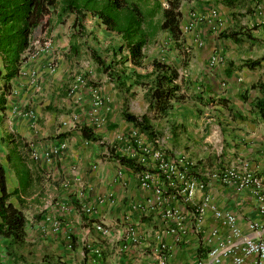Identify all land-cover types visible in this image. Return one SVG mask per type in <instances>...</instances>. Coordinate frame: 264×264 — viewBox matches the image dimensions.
<instances>
[{
	"label": "crops",
	"instance_id": "obj_1",
	"mask_svg": "<svg viewBox=\"0 0 264 264\" xmlns=\"http://www.w3.org/2000/svg\"><path fill=\"white\" fill-rule=\"evenodd\" d=\"M166 1L164 0L165 4ZM220 1L197 0L194 6L200 11L199 14L204 13L206 16L214 10L217 15L215 20L222 22L224 31L239 32L236 40L219 38L214 41L213 32L209 34L198 27L195 37L205 39L208 47L209 43L218 45L219 41H225V48H219V53L225 56V63L212 70L205 67L203 73L200 62L203 61L204 52L209 53L211 50L215 54V49L211 47L207 50L204 46L200 53L192 52V56L196 60L199 57L197 64L201 70L197 81L202 89L197 101L215 109V116L212 113L210 115L213 120L211 127L214 128L215 134H219L223 145L216 154L213 152V146L206 143L210 149L203 147L200 150H192L193 154L190 150L186 151L185 155L198 175L208 170H219L224 165L243 167L259 177L264 191V120L250 107L255 101L264 105V13L258 15L254 12V7L262 0H233L232 5L228 6ZM183 18L182 16L181 23ZM213 21V18L209 21L211 30V26L215 24ZM215 28L217 29L216 26ZM182 38L179 52L188 58V50L183 49V33ZM40 58L39 55L27 58L20 70L22 74L11 80V95L7 98L6 108L0 120V163L5 172L6 188L8 192L13 193L10 202L19 207L26 218L25 243L17 252L19 258L14 260L9 256L6 250L8 240L1 239L0 264H37V236L42 239L44 228L47 235L44 237L49 243L47 246L53 249L50 256H53V259L58 258L57 260L64 264H158L151 249L155 245V234L163 229L161 219L157 213L146 215L138 210H131L130 204L140 202L143 194L126 170L122 171L119 181L115 179V172L123 167H119L112 160L101 159L103 148L94 145L85 147L81 144L77 132H65L60 128V122L66 120L68 115L76 113L79 118L86 115L82 110L84 101L76 105L74 99L45 96L42 91L46 86V75H41L43 69L37 72L40 68L37 65ZM256 59H260V62L255 69L241 66L244 62ZM1 69L0 61V71ZM226 71L229 75H225ZM12 108H16V111ZM21 113L31 114L32 118L21 116ZM104 122L114 123V117L109 115L105 117ZM206 123L207 121H197L194 131L201 132ZM177 127L179 130L183 128ZM46 132L57 136L65 135L62 139L67 143L65 151L60 156L53 157L54 161L49 166L42 160H32L30 155L31 150H40L42 145H53L57 140H61L56 138L47 143H38L37 139L45 137ZM95 135L101 140L109 137L103 128H99ZM198 135L202 136L201 133ZM99 154L100 159L97 157ZM93 161L97 162L94 170L90 169ZM48 170L49 184L43 180L48 177ZM60 181L69 184V190L62 195V200L70 196L71 200L93 202L98 197L110 194L113 201L98 205L95 212L87 215L79 212V206H75V210L70 208L71 211L63 215L56 210L55 214L63 216L65 222H60L58 234L50 235L47 232L48 226L43 222L37 224L35 220L37 195L40 197L42 188L49 186L47 196L58 198L61 194L55 192V189ZM205 193L218 209L235 218L236 226L243 235L256 238L264 234V220L257 213L256 200L249 189L236 191L233 186L210 182ZM202 195V192H197L196 200ZM249 222L259 224L257 232L247 229ZM94 223L104 227L107 234L102 236L96 231ZM187 224L190 227V223ZM214 227L220 228L211 213L206 212L201 222L203 231L195 234L189 229L185 243L176 245L172 237L163 235V241L172 246L168 264H196L197 260L204 258L209 247L205 242V234ZM130 236L134 242L129 240ZM67 237L70 239L67 240ZM93 248L101 250L100 257L94 262L91 255ZM40 257H43L41 264L50 262L49 257ZM243 264H250V260H245Z\"/></svg>",
	"mask_w": 264,
	"mask_h": 264
},
{
	"label": "rangeland",
	"instance_id": "obj_2",
	"mask_svg": "<svg viewBox=\"0 0 264 264\" xmlns=\"http://www.w3.org/2000/svg\"><path fill=\"white\" fill-rule=\"evenodd\" d=\"M159 1L162 6L165 4L164 0ZM194 3H197V0H179L181 14L184 17V21L181 23V31L185 38L183 49L188 50V58L183 53L179 52L181 48L177 50L176 47L173 46L172 41L167 39L165 33L158 32L154 37L153 42L143 48L142 67L133 68L135 72L139 74L148 73L151 70L149 66L150 61L155 58L167 63L177 70L180 77L178 84L180 86L181 94L184 96V100L181 103H174L166 115L162 117H154L151 112H147V103L143 99L142 91L140 89L132 87L128 92L119 91L116 89L114 83L109 81L108 77L90 60L88 48L96 51L101 58H105L106 61H109L112 56L111 52L114 50L116 51L120 41L118 37L105 31L103 26H101L97 20L88 16L82 23L83 35L76 36V39H71L70 36L72 32L80 33V26H76L74 29L75 31L70 29L72 17H67L64 23H59L56 20L55 15H51V23L48 33L45 35V33L37 31V34H35L34 40H37V49L42 46L45 41H48L50 44L46 51L38 53L41 58L40 62L37 64L40 67L37 69V72L43 69L41 75L45 74L47 80L42 93H45V96L52 98L55 97L56 99L60 97H65L69 100L74 99L71 95H68V91L76 86L77 79H80L82 85L76 86L74 95L80 99V102L84 101L82 110L83 112H87L89 103L88 99L90 98L87 90L91 88L96 89L104 100L107 108L105 117L109 115L114 117V123L107 124V122H103L102 125L99 126V128H103L109 135V139L106 138L104 141L107 142V145L108 143H111L114 133H124L127 130L134 128L121 119V110L123 102H125L126 111L128 113L135 116L146 115L148 118V124L156 135L160 144L159 147L165 153V157L178 158L184 156L187 158L185 155L186 151L191 150L193 154L192 150H200L203 147L210 149V146H213V152L215 154L219 153L221 150L219 148H222L221 145H223V143L219 140V134H215L214 128L211 127L213 120L210 118L211 113L215 116V109L201 105V103L197 101L201 96L202 89L198 86L199 83L197 80L201 70L203 72V68L205 69V67H207L209 70H212L214 67L222 66V64L225 63V56L219 53V48H221L220 46H224L225 48L226 45L225 41H219L218 45H212L209 43L210 47H208L206 46L208 42L205 39L200 40V38H196L195 33L197 27L209 34L213 32V40L216 41L219 40L218 33L225 29L224 27H221L222 22L217 21V24L211 26L213 27L211 30L209 27V21L211 18L204 13L199 14L200 11L196 9L197 7L194 6ZM71 44L77 46V55H71L69 53V46ZM204 46L207 50L212 47L215 49L216 53H212L213 51L211 50L209 53L204 52L203 61L200 62L202 67L200 70V67L197 64L199 57L196 60V58L192 56V52L195 51L200 53V50L203 49ZM223 51H225V49ZM236 55H238V53H236ZM118 58L119 55H116L115 60H119ZM122 67L127 68V73H129L130 68H132L129 64L122 65ZM130 92L133 93L132 96L129 95ZM79 121L83 124H88V117L82 115V117L79 118ZM197 121H207L205 129L203 130L202 128L199 133L194 131V129L197 128ZM58 124L59 123H57V125ZM177 126H183V128L179 130ZM99 128H97L95 132H98ZM200 133L202 136L198 135ZM45 134H47L45 137H39L37 139L38 143H47L48 141L50 142L57 138V135L54 133L50 134L46 132ZM206 143L210 144V146L208 144V146L205 145ZM47 145L48 146L42 145V149H37V153H40L42 150L47 151L51 144L47 143ZM94 146L101 149L104 147L103 144H95ZM98 156L100 159V154L97 155V157ZM49 165L50 164H48V166ZM229 168L231 167L224 165L219 169L224 170ZM211 172H213V170L204 171L202 172V175H207ZM47 176L48 177L43 180L49 184V170ZM49 190V186H45L42 188V192L40 193L41 196L39 197L37 195V219L35 218V220H37V224L43 222L44 225H47V232L50 235H56L59 233L60 222H65L63 216L60 215L70 212V208L75 210V206H91L90 204H94V208H97V198L93 202L90 200L83 201L82 199L71 200L69 199L70 196H67L66 200H62V195H65L69 190V184L66 181H60L59 186L55 189V192L61 194L58 198L48 197ZM56 210L60 215L55 214ZM54 221L58 223L57 227L50 226ZM44 236H47L45 228L42 239L37 236V264L43 263V257H40V255L49 257L50 262L47 264H64L57 260L58 258L53 259V256H50L53 249H49V246H47L49 243ZM67 238V240L70 239L69 237ZM50 243L52 245L51 241ZM30 252L31 251H29V253ZM31 259H33V257H31Z\"/></svg>",
	"mask_w": 264,
	"mask_h": 264
},
{
	"label": "trees",
	"instance_id": "obj_3",
	"mask_svg": "<svg viewBox=\"0 0 264 264\" xmlns=\"http://www.w3.org/2000/svg\"><path fill=\"white\" fill-rule=\"evenodd\" d=\"M220 2L228 6L232 5L233 0ZM51 15H55L59 23L72 17V31L80 26V33L72 32L71 39L83 35L82 23L87 16L97 20L105 31L118 37L120 43L116 51L111 52L109 61L101 58L91 48H88L89 58L119 91L128 92L132 87L140 89L147 103L146 110L154 117L166 115L174 103L184 100L178 84L180 77L174 67L152 59L149 64L150 72L139 74L133 69L142 67L143 48L152 43L158 32L165 33L176 49L181 47L183 38L180 31L182 15L179 0H167L164 7L157 0H0V120L6 108L7 97L11 95V80L18 76L22 65L33 52L31 42L37 31L45 35L48 33ZM238 34L239 32L220 31L218 38L234 41ZM69 53L77 55V46L71 44ZM116 55H119L117 61ZM259 62L260 59H256L244 62L241 66L252 70ZM125 64L132 67L129 73L126 67H122ZM225 75H229V72L226 71ZM129 95L132 96L133 93L130 92ZM250 107L264 120V105L261 102L255 101ZM121 119L147 139L156 136L146 115L135 116L128 113L125 102ZM64 136L60 134L57 138L62 139ZM79 136L92 142L98 139L90 125H81ZM118 162L125 168L131 167L126 159H119ZM133 169L139 171L138 167ZM195 172L193 169L191 173ZM195 178H198L197 174ZM12 195L6 188L5 172L0 163V240H8L6 250L16 260L19 258L17 252L25 243L26 218L22 210L10 202Z\"/></svg>",
	"mask_w": 264,
	"mask_h": 264
},
{
	"label": "built area",
	"instance_id": "obj_4",
	"mask_svg": "<svg viewBox=\"0 0 264 264\" xmlns=\"http://www.w3.org/2000/svg\"><path fill=\"white\" fill-rule=\"evenodd\" d=\"M254 12L258 15L264 13V0L254 7ZM213 18L215 24L217 21L216 12L211 10L208 14ZM49 42H43L37 49V40L31 42L33 52L29 57L39 55L49 48ZM213 60V59H211ZM21 75L22 72H19ZM82 85V81L77 79L76 86ZM76 86L68 91V95L74 98V103H80V99L75 97L74 90ZM90 100L86 116L88 124L79 121L76 113L68 115L67 119L60 122V128L65 132L74 131L79 134V127L87 125L93 127L96 134L97 128L104 122L107 108L102 97L94 88L87 90ZM8 98V97H7ZM16 108H12L14 111ZM16 111V110H15ZM20 113V111H19ZM21 116L32 118L31 114L21 113ZM97 136V135H96ZM105 140L97 139L88 141L80 138L83 146L103 144V160H112L119 167V159H126L131 167L117 170L114 174L118 181L123 172H128L136 181L138 189L143 197L140 202L130 204L131 210L140 211L143 214L157 213L163 223V229L155 234V245L151 249L152 254L158 264H168L172 246L165 243L163 235L172 237L173 243L180 245L185 243L189 235V229L195 234H200L203 230L201 222L206 212H210L212 217L217 220L220 228H212L206 231L205 242L209 244L205 257L197 260L196 264H243L249 259L250 264H264V234L251 238L243 235L235 223V218L228 212L221 211L212 202L210 196L205 193V189L210 182H216L225 186H233L236 191L249 189L256 200V208L259 217L264 220V191L259 177L251 174L245 168L231 167L224 170H215L207 175H198L191 173L194 169L190 160L186 157L167 158L165 153L159 147L157 137L147 139L136 128L129 129L124 133H114L111 143ZM67 143L64 139L57 140L55 144L50 145L47 151L31 150V158L34 161L42 160L44 164H51L53 157L60 156L65 151ZM96 161L90 165V169L96 168ZM139 168L134 171L133 168ZM197 174L198 178H195ZM202 192L203 195L196 200V193ZM110 194L98 197L97 206L105 202H112ZM81 205L78 210L80 213L90 214L95 212L94 204ZM96 207V206H95ZM190 223V227L189 224ZM58 223L53 222L51 226L57 227ZM96 231L102 236L107 234V230L99 224H93ZM247 229L257 232L259 224L249 222ZM131 242L133 238L130 236ZM91 255L99 258L101 250L99 248L91 249Z\"/></svg>",
	"mask_w": 264,
	"mask_h": 264
},
{
	"label": "clouds",
	"instance_id": "obj_5",
	"mask_svg": "<svg viewBox=\"0 0 264 264\" xmlns=\"http://www.w3.org/2000/svg\"><path fill=\"white\" fill-rule=\"evenodd\" d=\"M29 58V57H28ZM19 75V74H18Z\"/></svg>",
	"mask_w": 264,
	"mask_h": 264
}]
</instances>
